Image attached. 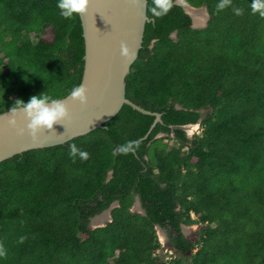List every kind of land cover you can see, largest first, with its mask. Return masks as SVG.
<instances>
[{"label":"trees","instance_id":"obj_1","mask_svg":"<svg viewBox=\"0 0 264 264\" xmlns=\"http://www.w3.org/2000/svg\"><path fill=\"white\" fill-rule=\"evenodd\" d=\"M185 1L206 7L204 27L174 0L153 17L147 0L153 20L125 85L129 100L161 113L146 138L154 116L124 104L101 128L0 162V264H264V17L252 0H232L239 16L217 13L219 0ZM57 3L0 0V112L80 83L79 16L62 18ZM196 122L187 137L181 126ZM126 143L134 151L119 153ZM71 144L90 159L73 163ZM135 196L143 213L131 210ZM114 201L110 221L92 227ZM192 224L196 240L181 230ZM155 226L173 257L157 252Z\"/></svg>","mask_w":264,"mask_h":264},{"label":"water","instance_id":"obj_2","mask_svg":"<svg viewBox=\"0 0 264 264\" xmlns=\"http://www.w3.org/2000/svg\"><path fill=\"white\" fill-rule=\"evenodd\" d=\"M182 1L193 9L200 8L191 6L185 0ZM174 3L180 5L189 15L193 28L202 27L193 24L192 16L181 2L174 0ZM146 6L147 0H135V3L131 0H89L87 12L78 15L84 47L80 83L85 84L88 89V103L81 106L72 102L70 92L56 98L67 103L71 119L63 124H54L51 130H41L35 140L28 134L22 114L16 117L17 128H12L7 123L10 108L0 112V162L29 150L65 144L96 128H101L124 104L143 114L154 116L149 130L139 140L147 137L155 124L161 122V113L144 109L125 95L126 77L141 48L145 23L153 20L146 15ZM121 41L126 42L133 53L128 59L120 55ZM194 124H185L181 128L186 130ZM18 128H24V133H19ZM114 205H117V201L103 212H109ZM131 210L143 213L138 196L135 197ZM94 222L92 227L104 225L102 221Z\"/></svg>","mask_w":264,"mask_h":264},{"label":"clouds","instance_id":"obj_3","mask_svg":"<svg viewBox=\"0 0 264 264\" xmlns=\"http://www.w3.org/2000/svg\"><path fill=\"white\" fill-rule=\"evenodd\" d=\"M131 2L135 3V0H131ZM152 5L149 11L156 18L167 14L173 6L172 0H152ZM88 6L89 0H58L57 3L59 15L66 20L74 19L76 15L85 14ZM228 7H232L235 15L244 14V9L233 6L232 0H219L216 4V12L219 13ZM250 7L253 14L258 13L261 17H264V0H252ZM120 55L125 59L133 55L129 46L124 41L120 42ZM87 92L86 85L80 83L71 89L69 96L72 102L84 106L88 103ZM9 112L10 115L7 117L8 125L12 128H17L16 117L22 114L26 121L28 134L33 140L37 139L38 133L41 130H51L54 124H63V122L71 119L67 103L63 99L53 98L45 92L30 96L26 103L17 99L15 106H12ZM17 131L23 134L25 129L18 128ZM117 151L121 154H128L130 151H134V149L131 143H126L125 145L118 146ZM69 155L72 157L73 163H75L76 157H79L81 161L90 159V153L80 149L75 144L69 145ZM27 238L25 235L20 236L18 243H24ZM0 258H7V249L2 242H0Z\"/></svg>","mask_w":264,"mask_h":264},{"label":"rangeland","instance_id":"obj_4","mask_svg":"<svg viewBox=\"0 0 264 264\" xmlns=\"http://www.w3.org/2000/svg\"><path fill=\"white\" fill-rule=\"evenodd\" d=\"M199 11L202 13V14H205L204 16L206 17L204 19V22L201 23V24H197V25H202V26H205L206 22H207V12H206V9L205 7H200L198 8ZM45 34L43 35V38L46 39V40H50L51 38V34H50V31H49V28H46L45 29ZM35 37V36H34ZM199 122H196L194 124L193 127H190V128H187L185 130L186 132V135L188 137H191L194 133H196L198 130H199ZM163 136V134H158L157 137H161ZM171 144L172 145H176L175 141H171ZM105 212V211H104ZM104 212L96 215L93 220L95 219L96 221L94 223H100L101 222V218L102 216L105 214ZM93 222H91V226L93 225ZM156 228V234H157V237L161 243V248L157 251L159 254H161L163 256L164 259H168V258H171L174 256L173 252L169 249V247L167 246V236H166V229L165 228H161L160 226H155ZM182 229V232L188 236L190 239L192 240H196L197 239V232H198V225L197 224H192V225H183L181 227Z\"/></svg>","mask_w":264,"mask_h":264},{"label":"bare ground","instance_id":"obj_5","mask_svg":"<svg viewBox=\"0 0 264 264\" xmlns=\"http://www.w3.org/2000/svg\"><path fill=\"white\" fill-rule=\"evenodd\" d=\"M179 2H181L184 6L185 9L187 10V12L192 16V20H193V24L197 25V24H201V22L206 18L205 14H202L199 9H193L191 7H188L187 5H185L183 3L182 0H178ZM205 15V16H204ZM194 126V125H193ZM192 126V127H193Z\"/></svg>","mask_w":264,"mask_h":264},{"label":"flooded vegetation","instance_id":"obj_6","mask_svg":"<svg viewBox=\"0 0 264 264\" xmlns=\"http://www.w3.org/2000/svg\"><path fill=\"white\" fill-rule=\"evenodd\" d=\"M206 12H207V9H206ZM207 20H208V14H207ZM204 22V20L201 22V23H203ZM207 23V22H206ZM206 25V24H205ZM200 26H202V25H200ZM202 27H204V26H202ZM199 28H201V27H199ZM170 36L171 37H175L176 36V31H173L171 34H170ZM160 134V133H159ZM162 134V133H161ZM188 137V136H187ZM136 197V196H135ZM115 202V201H114ZM134 202H135V200H134ZM134 204V203H133ZM114 206H116V205H114ZM110 207V206H109ZM108 207V208H109ZM132 207H133V205H132ZM132 207H131V209H132ZM107 208V209H108ZM106 210V209H105ZM111 210V209H110ZM103 212V211H102ZM101 212V213H102ZM109 213V214H108ZM100 214V213H99ZM96 216V215H95ZM94 217V216H93ZM93 217L91 218V222H93ZM109 219H111V217H110V211L109 212H107V213H105L103 216H102V218H101V221L102 222H107ZM182 230V229H181ZM184 234V233H183ZM185 235V234H184ZM167 236V235H166Z\"/></svg>","mask_w":264,"mask_h":264}]
</instances>
